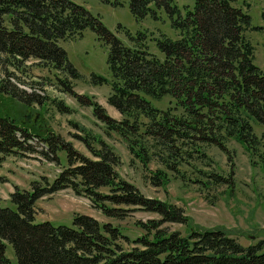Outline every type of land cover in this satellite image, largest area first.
Returning <instances> with one entry per match:
<instances>
[{"label":"trees","instance_id":"16d2710c","mask_svg":"<svg viewBox=\"0 0 264 264\" xmlns=\"http://www.w3.org/2000/svg\"><path fill=\"white\" fill-rule=\"evenodd\" d=\"M151 1L154 8L163 9L176 31L174 38L155 39L160 56L148 51L144 33L125 45L71 0H0L1 70L9 77L7 65L32 59L76 77L58 41L89 28L108 45L109 79H94L109 85L106 102L122 121L113 125L94 104L93 114L99 113L113 129L137 131L141 126L170 156H175L172 146L178 140L219 145L230 136L252 153L260 146L258 156L264 162V131L259 139L251 131L252 123L264 127V74L253 63V46L245 35L246 29L256 28L250 15L236 6V0H193L192 8L184 10L172 0H129V9L138 18L154 16ZM7 78L0 79V93L28 104L40 102ZM163 96L170 98L164 110L151 101ZM24 134L12 118L0 115V162L3 154L20 145ZM92 153L97 160L67 148L68 165L50 186L34 181L29 190L14 188L8 194L14 208L0 204V264H13L4 254L5 241L17 264H264L261 241L242 246L221 228L190 226L181 233L160 226L188 222L181 208L144 198L121 180L113 170L117 158L108 147ZM74 160L78 163L72 166ZM165 177L153 175L151 181L157 185ZM62 189L87 197L107 216L118 214L110 204H131L158 217L141 224L146 232L135 238L138 246L128 249L116 242L121 235L117 227L84 213L74 214L71 226L34 222L36 198Z\"/></svg>","mask_w":264,"mask_h":264},{"label":"rangeland","instance_id":"374dc122","mask_svg":"<svg viewBox=\"0 0 264 264\" xmlns=\"http://www.w3.org/2000/svg\"><path fill=\"white\" fill-rule=\"evenodd\" d=\"M71 1L98 18L125 45L136 41L138 32L144 33L148 51L157 56L160 53L155 39L160 35L176 36L163 9L154 8L152 1L149 5L154 16L147 14L142 18L130 11L129 0ZM172 1L180 10L191 9L193 4V0ZM235 4L250 15L251 25L256 27L246 29L245 35L253 46V63L264 74V0H236ZM58 45L78 77L32 59L7 65L9 77L0 66V79L8 77L13 86L37 95L40 101L28 104L0 93V115L12 118L26 130L24 138L19 137L20 145L3 154L0 162L2 206L14 208L8 199L14 188L29 190L34 181L50 186L57 173L68 165L67 148L89 160H97L92 152L105 145L117 158L113 170L121 180L144 198L181 208L188 222V225L166 222L160 226L176 228L181 233L190 226L221 228L242 246L261 241L259 250H264V162L258 156L260 146L256 148L258 152L252 153V148L246 149L230 136L219 145L183 139L172 146L175 156H170L158 142L142 132L141 126L137 131L113 129L103 116L93 114L92 109L94 105L99 106L113 125H120L122 121V116L106 102L109 85L98 84L94 79H109L108 45L89 28L78 37L58 41ZM151 101L162 110L170 105L168 96ZM251 128L259 139L264 127L252 123ZM47 137L50 139L46 140ZM77 163L72 161V166ZM161 174L166 176L165 181L152 183L153 175ZM97 191L106 193L107 189ZM110 205L118 213L116 216L103 214L87 197L75 195L70 189L57 190L36 198L33 221L47 220L55 225L71 226L73 215L84 213L100 224L108 222L117 227L121 235L116 242L123 249L138 246L135 238L146 232L141 224L157 218L158 214L131 204ZM4 254L17 264L8 241H5Z\"/></svg>","mask_w":264,"mask_h":264}]
</instances>
